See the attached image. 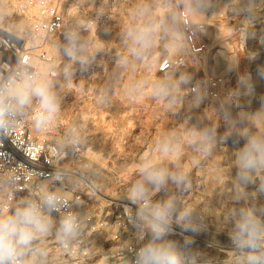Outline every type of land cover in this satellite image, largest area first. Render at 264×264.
<instances>
[{"label":"clouds","instance_id":"1","mask_svg":"<svg viewBox=\"0 0 264 264\" xmlns=\"http://www.w3.org/2000/svg\"><path fill=\"white\" fill-rule=\"evenodd\" d=\"M261 0H241L235 11L242 17L246 38L255 37L253 29L264 7ZM185 15H201L216 5L213 0H181ZM141 22L126 25L121 33L123 52L117 54V67H126L133 60L156 63L153 49L158 30L175 44L183 31L179 16L173 12L166 19L157 20L147 8L136 10ZM7 11L0 15V24ZM88 24L79 18H69L62 33V41L55 43L57 60H48L37 67L35 61L17 57L14 64L0 70V139L8 138L29 121L37 132L48 131L62 111V92L70 86L75 74L89 71L97 57L104 52L101 45L85 33ZM49 30L41 22L39 32L25 23H11L0 27V38L10 43L27 40L32 48ZM264 44V36L259 39ZM63 61L61 63L60 61ZM235 64V61L233 62ZM208 79L195 80L191 72L178 76L167 73L156 80H139L131 87L130 98L150 93L165 102L171 114L187 103L186 121L177 129L162 131L150 151L143 153L137 165V178L128 188L126 200L133 208L131 222L137 229V242L131 249V264H205L204 252L194 249L193 237L209 230L205 212L186 203L184 194L193 189L192 166H201L214 156L218 146L243 140L234 152L235 174L230 172L231 206L224 220L230 231L227 246L233 255L228 264H264V126L253 125L252 118L264 117V96L256 112L243 110L236 99L251 92V77L241 74L237 87L215 108L216 120L196 115V110L209 97ZM190 95L186 97L184 91ZM111 102L109 89L99 92L96 103ZM220 121L225 125L220 132ZM83 140L70 141L72 144ZM66 144H57L62 154ZM194 153L191 166L184 162L185 148ZM85 183L92 184L99 176L97 167L89 166ZM217 168V178L222 176ZM63 170H55L50 178L33 184L26 195L16 196L20 174L0 169V264H51L47 240L54 238L65 250L81 241L89 224L79 203L70 199L62 186ZM60 185L57 187V185ZM251 189V190H250ZM158 197V198H156ZM179 229L183 240L172 239Z\"/></svg>","mask_w":264,"mask_h":264},{"label":"rangeland","instance_id":"2","mask_svg":"<svg viewBox=\"0 0 264 264\" xmlns=\"http://www.w3.org/2000/svg\"><path fill=\"white\" fill-rule=\"evenodd\" d=\"M11 1L0 0V5L4 4L0 15L8 11L3 26L21 21L17 19L19 13L16 12V6L24 0H14L16 3ZM99 2L101 5L97 3L95 9L88 12L98 17L97 24L85 34L101 45L104 52L97 57L89 71H78L70 86L61 89L62 111L58 118H63L70 127L68 135L61 136L66 145H69L72 134L84 141L82 157L70 161L74 171L88 177L89 166L97 167L99 176L92 178L94 185L109 197L127 201L128 188L137 178L136 170L140 156L150 151L155 138L162 131L179 128L185 123L188 115L187 103L182 104L177 110L178 114L173 115L166 110L164 101L153 99L150 93H146L143 98H130L132 85L139 80L162 78L165 75L161 71L164 61L183 58L185 64L171 71L174 76L188 71L193 73L195 80L210 77L224 79L219 98L205 100L196 110V115L215 122V108L237 87L241 74L250 75L252 90L234 99L243 110L256 112L261 107V97L264 96V44L259 42L260 37L264 36V12L253 29L255 37L246 38L241 30L246 28V25L235 11L241 6V0H213L216 6L207 14L188 15L192 25L197 27L202 35H206L200 36V41L207 44L204 54H190L185 44L184 31L175 44L168 46L170 38L165 37L160 29L152 53L158 58L156 63L133 60L126 67H117V54L124 51L121 41L123 28L145 19L136 17L137 9L147 8L158 21L168 18L173 12L178 14L179 9H184L181 0ZM82 6L87 9L90 6L89 0H82ZM260 7H264V0H261ZM179 23L182 26L180 17ZM53 53L50 55L56 61V52ZM60 62L63 63L62 60ZM105 87L109 89L111 102L98 106V94ZM184 95L188 97L190 94L185 90ZM251 122L256 127L264 126V117H253ZM224 127L223 121H220V132L224 131ZM242 145V139L235 143L229 139L224 146L216 148L212 159L201 166H192L194 186L190 192L184 194L183 199L207 215L209 230L196 234L192 245L194 249L204 252L205 264H228L233 255L227 246L226 233L230 228L224 220V215L226 209L231 206L229 182L230 172L235 174L234 152ZM193 155L192 150L186 147L184 162L191 166ZM217 168L223 173L219 179ZM78 178L83 179L76 176L75 181ZM184 235L190 234H182L177 229L171 238L182 241Z\"/></svg>","mask_w":264,"mask_h":264},{"label":"built area","instance_id":"3","mask_svg":"<svg viewBox=\"0 0 264 264\" xmlns=\"http://www.w3.org/2000/svg\"><path fill=\"white\" fill-rule=\"evenodd\" d=\"M108 1V0H102ZM99 0H89L90 6H82V0H24L18 3L21 15H30L32 26L39 32L41 22L49 25V30L39 41L36 48L25 40L20 43H10L0 38V70H6L14 64L16 58H26L35 61L39 68L48 62L55 61L54 45L62 41L66 21L79 18L88 24V29L97 24L98 17L88 13ZM179 17L184 31L185 44L190 54L200 56L207 50L205 41H200L197 30L193 27L188 15L179 9ZM185 64L183 58L166 60L161 71L167 74ZM209 99L217 100L224 79L219 77L207 78ZM70 132L68 123L63 118H57L46 132H37L29 121L22 124L8 138L0 139V169L13 170L20 174V184L16 196L26 195L27 189L50 178L57 170H63L62 186L70 199L79 203V210L86 213L89 224L81 241L70 250L63 249L54 238L47 240L51 264H131V249L137 242V229L131 222L133 208L128 201L118 200L102 193L96 186L85 183V177L74 171L70 161L80 159L84 146L82 143L69 145L58 154L57 144L61 136ZM70 141L80 139L73 134ZM62 140V139H61ZM63 141V140H62ZM82 177L75 181L76 176ZM73 179L75 183H71ZM92 184H94L92 182ZM60 185L58 184L57 187Z\"/></svg>","mask_w":264,"mask_h":264},{"label":"bare ground","instance_id":"4","mask_svg":"<svg viewBox=\"0 0 264 264\" xmlns=\"http://www.w3.org/2000/svg\"><path fill=\"white\" fill-rule=\"evenodd\" d=\"M13 1H14V0H12L11 2H13ZM11 2H10V3H11ZM6 3H7V2H6ZM6 3H5V4H6ZM13 3H16V2H13ZM3 5H4V4H3ZM3 5H0V11H2V7H4ZM12 6H13V5H12ZM16 7H17V6H16ZM16 7H15V8H16ZM11 8H12V7H11ZM16 9H17L16 12L19 13V14H18L19 16L17 15V16H18L17 19L19 18V19L21 20L19 23L22 22V23H25V24L30 25V23H31V21H32V17H31L30 15L23 16V15H21V11H20V9H19L18 7H17ZM16 9H15V10H16ZM4 10H5V9H4ZM12 10H13V8H12ZM7 12H8V11H7ZM9 12H10V11H9ZM9 14H10V13H9ZM11 14H12V13H11ZM13 14H14V13H13ZM15 14H17V13H15ZM191 16H192V15H191ZM201 18H202V17H201ZM199 23H200V22H199ZM0 27H4L3 24H0ZM193 27L197 30V32H198V34H199V37H200V36H206V35H202L197 27H195V26H193ZM202 33H203V32H202ZM54 51H55V49H54ZM54 51H53V52H54ZM234 65H235V64H234ZM226 66H227V65H226ZM217 68H218V67H217ZM228 68H229V67H228ZM221 73H222V72H221ZM61 141H62V140L60 139L59 142H61ZM90 156H91V155H90ZM70 182H71V183H75V181H74L73 179H70Z\"/></svg>","mask_w":264,"mask_h":264}]
</instances>
